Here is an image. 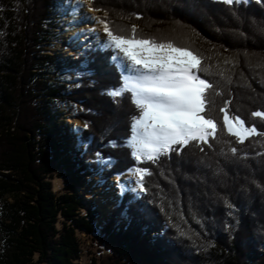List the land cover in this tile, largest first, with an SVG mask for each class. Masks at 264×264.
Segmentation results:
<instances>
[{"label": "trees", "instance_id": "1", "mask_svg": "<svg viewBox=\"0 0 264 264\" xmlns=\"http://www.w3.org/2000/svg\"><path fill=\"white\" fill-rule=\"evenodd\" d=\"M65 3L0 0V264H264V118L252 115L264 111V5L93 0L90 7L99 17L107 10L116 26L135 24L197 55L213 85L212 146L193 142L137 164L127 147L108 146L130 136L137 112L130 95L116 105L101 94L121 82L111 53L48 50L63 42L57 19ZM226 102L258 135L241 144L227 132ZM97 152L116 160L105 179L132 167L151 171L145 190L119 196L103 223L95 199L78 192L99 173ZM82 236L96 249L86 250V262Z\"/></svg>", "mask_w": 264, "mask_h": 264}, {"label": "snow or ice", "instance_id": "2", "mask_svg": "<svg viewBox=\"0 0 264 264\" xmlns=\"http://www.w3.org/2000/svg\"><path fill=\"white\" fill-rule=\"evenodd\" d=\"M222 2L226 5L241 3L247 5L253 0ZM254 2L264 5V0ZM92 3L93 0H87L88 5ZM63 7L62 14L72 17L70 24L98 23L103 26L102 32L94 27L83 28L72 39L79 43L83 38L85 53L93 50L111 53L109 64L117 70L121 82L101 94L109 96L116 105H120L124 97L130 95V102L137 110L136 114L129 118L130 136L122 143L110 140L109 147H127L137 164L143 162L155 164L161 158L168 157L170 153L179 154L193 142L212 146L209 139H215L218 134L217 123L208 111L210 107L208 93L213 89V85L208 79L201 77L205 69L200 67L201 60L197 55L175 45L172 41L144 36L135 24L131 25L130 31L116 26L107 19L109 15L107 10H104L103 17L89 16L84 11L85 0H67ZM127 15L129 18L131 16L140 18L136 13ZM258 31L264 34V27H259ZM87 63L86 58L82 67L86 69ZM76 75L83 78L90 77L92 73L78 71ZM220 112L223 113L224 128L239 143L243 144L249 137L258 135L256 127H247L239 115L229 114L227 102ZM252 115L264 118V111H254ZM84 128L86 130L88 125L85 124ZM77 131L82 130L77 127ZM87 146L84 145L85 148ZM230 151L235 156L237 148L232 147ZM96 157L101 175L99 183L103 184L104 171L114 166L116 160L111 156L105 158L99 152L96 153ZM128 172L136 174L138 180L135 183L138 184L139 191L143 192L145 180L151 175L150 169L135 167L128 169ZM118 189L121 197L128 192H137L130 183L119 181ZM123 214L127 217V209ZM180 235L185 236L187 233L181 232Z\"/></svg>", "mask_w": 264, "mask_h": 264}, {"label": "rangeland", "instance_id": "3", "mask_svg": "<svg viewBox=\"0 0 264 264\" xmlns=\"http://www.w3.org/2000/svg\"><path fill=\"white\" fill-rule=\"evenodd\" d=\"M65 0H63V3ZM66 4V3H65ZM91 8V7H90ZM70 10V9H69ZM92 10V8H91ZM64 13V12H63ZM100 12L99 11H91V13H88L89 16H98L99 17ZM72 17L67 14H62L57 20L59 23V27L57 28L58 35L61 37L64 35V39L66 43L63 42H56L52 46L48 48L49 52H59L65 55L64 51L70 50L74 51L76 49H84L83 48V38H81V41L79 43L73 41V36L78 33L83 28H96L98 31L102 32L103 26L96 23H83V24H70L69 21H71ZM97 25V26H96ZM63 29L65 33L63 34ZM63 38V37H62ZM69 77L72 78V73L69 72ZM71 126L75 125H81L82 123L75 119L74 122L72 120H67ZM134 168V167H132ZM104 174V173H103ZM86 179V178H85ZM101 179L100 173L89 175L87 180L84 182V185L78 188V192L85 195L86 198L92 197L95 199L96 208L99 209L100 216L98 218V222L103 223L105 217L107 216L108 210L111 208V206L116 203V199L120 196L119 189H118V181L121 183H130V186L132 188H136L137 192L139 191V187L137 186V183L135 181L138 180V177L134 172L130 173L128 170L120 176V178L117 177H110L108 179H105L103 176V179L105 180V183L100 184L99 181ZM59 185H62L61 182L56 180ZM101 188V189H100ZM113 200V201H112ZM83 241L86 243L84 251H86L88 248L92 250V252H96V249L93 248L92 242L90 240H86L84 236H82ZM92 256V253L89 252L84 254L81 258V262H86L88 259Z\"/></svg>", "mask_w": 264, "mask_h": 264}, {"label": "bare ground", "instance_id": "4", "mask_svg": "<svg viewBox=\"0 0 264 264\" xmlns=\"http://www.w3.org/2000/svg\"><path fill=\"white\" fill-rule=\"evenodd\" d=\"M84 11L88 14V13H91V8L90 6L87 4V0H85V8H84ZM97 24V23H96ZM97 26V25H96ZM101 189V188H100Z\"/></svg>", "mask_w": 264, "mask_h": 264}]
</instances>
